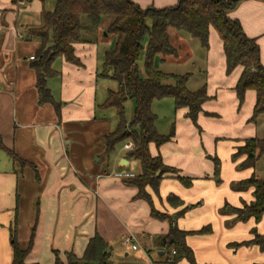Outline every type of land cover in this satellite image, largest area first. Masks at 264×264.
I'll return each instance as SVG.
<instances>
[{"label":"crops","instance_id":"crops-1","mask_svg":"<svg viewBox=\"0 0 264 264\" xmlns=\"http://www.w3.org/2000/svg\"><path fill=\"white\" fill-rule=\"evenodd\" d=\"M131 1L141 9L177 3ZM53 6L54 0L27 4L0 0V142L14 155L10 157L0 147L4 154H0V264H11L8 229L14 219L22 248L34 229L26 264H54V253L63 262L69 252L80 258L95 234L108 244L111 260L118 264H191L187 259L166 262L173 250L161 248L158 240L173 225L187 233L185 243L194 264H264V251L258 246L235 247L250 241L253 229L264 235V217L257 223L253 218L233 222V215L220 214L225 204H250L253 188L237 191L232 186L254 173L260 175L255 167L239 168L245 156L232 160L244 140L257 137L256 124L249 122L256 96L254 91H246L239 107L233 89L241 69L226 75L225 55L215 30H209L207 52L188 34L169 32L171 44L180 48L179 56L183 54L181 60L196 68L187 72L191 74L187 85L196 75L202 76L200 87L206 84L209 99L197 117L198 128L185 117V110L175 111L174 107L167 133L156 128L162 135L174 128L169 142L160 147L150 144L149 151L152 156L159 155L175 175L164 177L157 194L147 189L151 204L169 217L192 206L181 216L158 220L151 216L146 201L133 199L136 188L125 183L126 178L140 174L138 162L128 158L121 146L109 157L105 155L103 138L115 129L117 120L115 115L113 126L108 110L100 106L116 83L115 89L107 90V79L99 75L104 53L113 46L112 36L100 33L96 41L74 44L81 66L63 58L51 64L58 75L46 85L60 106L59 113L51 104L38 103L30 58L40 42L27 32L39 27L42 12ZM228 15L239 21L247 37L256 40L264 65V2L242 1ZM166 62L156 61V68L160 70ZM127 102L132 109V103ZM214 158L219 162V183L214 178ZM177 176L189 178L191 183L186 186ZM169 196L178 198V204L169 203ZM203 229L207 231L201 232ZM128 236L134 237L137 250L124 247ZM117 246L124 252L118 262L113 260Z\"/></svg>","mask_w":264,"mask_h":264},{"label":"trees","instance_id":"trees-1","mask_svg":"<svg viewBox=\"0 0 264 264\" xmlns=\"http://www.w3.org/2000/svg\"><path fill=\"white\" fill-rule=\"evenodd\" d=\"M14 3H30L33 0H12ZM245 0H177L168 8L141 9L131 0H54L53 9L41 14V24L28 30V36L37 39L40 47L32 60L36 73V89L40 105L51 104L59 113L56 103L48 89L47 80L58 75L51 64L58 58L81 66L74 54L73 45L81 42L96 41L97 33H106L114 38L113 46L104 53L102 78L116 83L115 90H108L107 97L100 106L104 110L115 111L117 124L114 130L104 136L105 155L109 157L115 149L127 141L133 149L127 151V157L138 162L140 174L125 179L128 186L136 188L134 200L146 201L151 208V216L158 220L173 219L181 216L192 206H185L173 217L156 211L151 204L150 189L157 194L159 184L166 175H175V170L166 166L159 155L152 156L149 145L156 147L169 142L174 136L171 127L167 135L159 134L155 123L157 116L151 111L154 101L171 99L174 110H185V117L198 128L197 117L202 105L209 98L206 84L197 90H190L187 83L190 73H165L156 68V61L166 62L169 58L178 59L180 48L170 41V31L183 32L196 39L204 51L209 50V30L217 33L225 55L226 75L240 68L241 73L235 84L234 92L239 107L244 103L248 90L255 92V104L250 123L257 124L264 115V65L259 58V47L255 39L247 37L238 20L229 17V12ZM264 2V0H260ZM143 60L140 70L139 60ZM132 103V117L129 122L124 115V104ZM0 147L6 150L1 142ZM10 157L12 152L6 150ZM245 156L239 164L240 169L254 168L261 156H264V138H248L236 149L232 159ZM214 162V178L219 183V162ZM182 184L188 186L191 179L177 176ZM253 188V201L242 207L225 204L220 210L222 215H233V222H246L253 218L257 223L264 217V178L255 173L248 179L234 184L232 188L242 191ZM168 202L174 204L178 198L169 196ZM11 264H26L25 259L33 245L34 229L25 248L17 239L15 219L9 229ZM207 229L201 230L205 232ZM187 233L175 225L158 240L165 250L172 249L173 261L187 259L194 264L191 249L185 243ZM253 238L235 247L256 245L264 251V235L252 230ZM66 262L54 253V264H113L111 251L107 243L95 234L89 239L83 255L78 258L72 252L65 254Z\"/></svg>","mask_w":264,"mask_h":264},{"label":"rangeland","instance_id":"rangeland-1","mask_svg":"<svg viewBox=\"0 0 264 264\" xmlns=\"http://www.w3.org/2000/svg\"><path fill=\"white\" fill-rule=\"evenodd\" d=\"M100 33L101 32H98L97 36H100ZM182 56H183V54H180L179 61L174 59V58L169 59L165 64L160 66V71L165 72V73H174V74H184V73H187L189 71L194 72L196 68L194 66L193 67L186 66L184 63L185 61L181 60ZM138 66H139V68L143 67V60L142 59L139 60ZM203 80H204V78L202 76L196 75L194 79L190 80L187 87L190 90H196L197 88L200 87ZM105 84L107 86V90L108 89H115V82L107 80V81H105ZM100 95H101V97H103V90H101ZM151 111L155 115H157V120L155 123L156 128L160 131H165V133H167L168 127H169L170 122H171L170 119L173 115V105H172L171 99L154 101L152 103V106H151ZM124 115H125L126 121L129 122L131 117H132V109H131L128 102H126L124 105ZM107 116H108L111 124L114 126L115 122L112 121V118L115 119V111L113 109L108 110ZM115 125H116V123H115ZM255 128H256V136L258 138H264V115H262L261 117L258 118ZM128 142H130V141L125 142L124 144H122L121 147H124V145ZM0 154L2 156H4V154L1 151H0ZM125 154L127 155V153H125ZM255 171L260 175L261 178H264V156H261L260 159L257 161V163L255 165ZM219 181L221 182L220 178H219ZM0 241H1V237H0ZM121 252H123L122 249H119V247L117 246L116 247V256L117 257H114L113 260H115L116 262L121 261L122 260V256L120 254ZM133 253L134 252H131L129 257H131ZM112 263L118 264V263H115L114 261H112Z\"/></svg>","mask_w":264,"mask_h":264},{"label":"built area","instance_id":"built-area-1","mask_svg":"<svg viewBox=\"0 0 264 264\" xmlns=\"http://www.w3.org/2000/svg\"><path fill=\"white\" fill-rule=\"evenodd\" d=\"M31 60L34 59V57L30 58ZM124 149L125 150H132L133 149V144L131 142H128L124 145ZM134 237L132 236H128L123 240V245L124 247H126L127 249H131V250H137V245L134 241ZM175 252L172 251L167 257H166V262L167 263H171L173 261V256H174Z\"/></svg>","mask_w":264,"mask_h":264},{"label":"water","instance_id":"water-1","mask_svg":"<svg viewBox=\"0 0 264 264\" xmlns=\"http://www.w3.org/2000/svg\"><path fill=\"white\" fill-rule=\"evenodd\" d=\"M103 35L106 36V33H104ZM123 163H125V161H123Z\"/></svg>","mask_w":264,"mask_h":264}]
</instances>
